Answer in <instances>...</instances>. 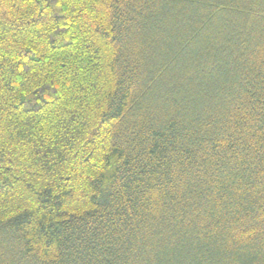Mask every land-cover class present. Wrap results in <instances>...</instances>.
Returning <instances> with one entry per match:
<instances>
[{"label":"trees","instance_id":"1","mask_svg":"<svg viewBox=\"0 0 264 264\" xmlns=\"http://www.w3.org/2000/svg\"><path fill=\"white\" fill-rule=\"evenodd\" d=\"M0 264H264V0H0Z\"/></svg>","mask_w":264,"mask_h":264}]
</instances>
